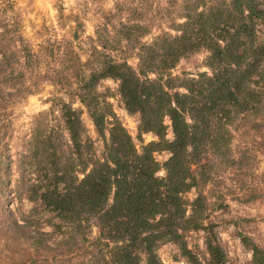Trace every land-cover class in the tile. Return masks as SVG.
Returning <instances> with one entry per match:
<instances>
[{"label": "trees", "instance_id": "1", "mask_svg": "<svg viewBox=\"0 0 264 264\" xmlns=\"http://www.w3.org/2000/svg\"><path fill=\"white\" fill-rule=\"evenodd\" d=\"M179 1L164 8L153 0H116L82 60L76 33L33 47L14 0H0V128L17 99L44 79L68 97H54L34 118L16 158L13 193L30 204L6 227L14 228L22 247L17 264H165L158 249L166 243L175 244L187 264H227L210 218L227 204L206 187L220 170L241 165L242 155L232 149L240 126L264 146V0ZM157 17L168 30L147 42ZM203 50L208 71L172 74L181 59ZM104 79L116 82L115 93L99 89ZM113 94L128 114L138 115L140 149L109 101ZM149 133L155 139L145 142ZM162 152L168 157L160 162ZM3 162L13 158L0 152V186ZM93 227L98 233L90 237ZM196 231L204 235L203 256L186 239ZM239 238L251 264H264V248L249 235Z\"/></svg>", "mask_w": 264, "mask_h": 264}, {"label": "rangeland", "instance_id": "2", "mask_svg": "<svg viewBox=\"0 0 264 264\" xmlns=\"http://www.w3.org/2000/svg\"><path fill=\"white\" fill-rule=\"evenodd\" d=\"M116 0H14L15 9L18 12L26 39L33 47L38 48L47 40L72 39L74 33L77 38L73 44L82 60L87 56L90 39L95 37V30L98 26L104 25V15L113 11ZM173 0H153L154 5L167 8L172 5ZM178 0L176 6L180 4ZM125 16V15H124ZM154 24H159L152 28V31L144 40L149 42L154 35L162 30H168L167 21L157 17ZM129 63L136 67L137 60L134 52H129ZM207 52L200 51L181 59L172 70L173 75L187 73L196 76L200 71H208L203 65ZM117 84L111 79H104L99 84L100 90L110 89L116 92ZM62 97L68 100L61 90L55 89L48 79L41 81L37 91L26 95L11 106L6 119L0 128V152L13 158L10 165L3 162L5 167V183L0 186V264H17L20 255L23 254L22 247L18 246L14 239V228L9 224L18 210H26L29 203L25 200L17 202L14 196L15 179L18 177L16 168V158L23 150L30 136V131L34 118L43 111H47L51 105V99ZM113 109L132 135L138 149L140 143L136 139L138 115L128 114L123 108L120 98L113 94L109 98ZM74 106L82 107L76 101ZM82 120L88 129L90 136L96 139L94 127L83 109ZM165 122L169 124L168 119ZM167 137L172 138L169 129ZM145 142L155 139L152 134H144ZM261 137L253 133L248 126H240L234 131L232 149L235 157L242 155L241 165L238 167L225 168L220 170L213 185L206 187V190L214 188L222 195V200L227 204L222 210L210 213V218L218 224L217 230L219 240L227 254V264H251V251L246 248L239 238L240 233L249 235L254 242L264 248V146H259ZM98 151L102 149V143L96 139ZM157 159L163 162L168 157V153L156 154ZM159 175H164L161 170ZM4 192V194H3ZM194 190L187 194L192 199ZM98 229L93 227L90 237H95ZM203 232H189L186 239L189 245L201 256L204 255ZM158 254L165 264H187L186 259L179 253L178 247L173 243H166L159 247ZM203 254V255H202ZM63 264H67L63 263ZM70 264V263H69ZM144 264V263H143Z\"/></svg>", "mask_w": 264, "mask_h": 264}]
</instances>
